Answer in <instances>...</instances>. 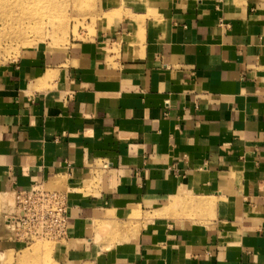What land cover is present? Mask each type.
Wrapping results in <instances>:
<instances>
[{
	"label": "crops",
	"instance_id": "crops-1",
	"mask_svg": "<svg viewBox=\"0 0 264 264\" xmlns=\"http://www.w3.org/2000/svg\"><path fill=\"white\" fill-rule=\"evenodd\" d=\"M203 1L71 46L61 97L27 95L23 67L17 90L0 96V192L60 173L80 185L101 159L115 171L113 195H74L76 224L163 205L178 189L214 198L208 231L142 233L102 264H264V16ZM8 236L0 222V250Z\"/></svg>",
	"mask_w": 264,
	"mask_h": 264
},
{
	"label": "rangeland",
	"instance_id": "rangeland-1",
	"mask_svg": "<svg viewBox=\"0 0 264 264\" xmlns=\"http://www.w3.org/2000/svg\"><path fill=\"white\" fill-rule=\"evenodd\" d=\"M221 1L204 0L203 6L213 8ZM224 1L231 11L241 9L243 4L246 11L252 5L250 11H262L264 16V0L258 3L253 0ZM196 5L198 0H0V96L3 93L9 96L17 90L19 70L23 67L22 72L33 75L27 87H22L27 95L33 97L34 91H38L61 97L65 94L63 84L68 83L65 58L71 46L95 42L102 33L113 34L121 25H129L131 20L136 31L145 25L147 18L156 25L163 11L179 12L194 9ZM260 44L257 71L264 83V38ZM35 72L39 74L35 75ZM91 169L90 176L80 185L74 186L67 173H60L48 178L45 186L64 192L70 204L74 203L72 198L79 195L91 199L112 196L117 183L108 160H96ZM15 189L0 192L2 224L14 204ZM182 190L171 193L163 205L147 209L141 205L133 206L122 218L112 209H102L93 211L91 218L79 225L78 221L75 223L78 215L72 213L71 234L67 238L42 239L29 244L4 243L0 264H102L99 259L106 249L113 251L116 243L136 240L142 233L161 234L171 225L200 232L211 229L215 218L214 198ZM82 232L92 237V243L74 237Z\"/></svg>",
	"mask_w": 264,
	"mask_h": 264
},
{
	"label": "built area",
	"instance_id": "built-area-1",
	"mask_svg": "<svg viewBox=\"0 0 264 264\" xmlns=\"http://www.w3.org/2000/svg\"><path fill=\"white\" fill-rule=\"evenodd\" d=\"M70 220L66 194L48 189L45 181L34 180L15 189L14 204L5 214L3 224L9 232V241L29 244L42 239L67 238Z\"/></svg>",
	"mask_w": 264,
	"mask_h": 264
}]
</instances>
